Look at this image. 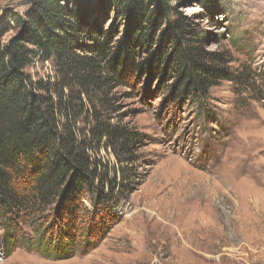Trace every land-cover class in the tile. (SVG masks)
Returning a JSON list of instances; mask_svg holds the SVG:
<instances>
[{"label": "rangeland", "instance_id": "1", "mask_svg": "<svg viewBox=\"0 0 264 264\" xmlns=\"http://www.w3.org/2000/svg\"><path fill=\"white\" fill-rule=\"evenodd\" d=\"M28 1L0 0L5 41L14 32L7 16L22 15ZM84 1L97 9L102 0ZM172 7L201 32V49L219 56L207 63L215 73L203 96L171 102L170 73L113 84L98 108L110 124L142 135L130 153L138 176L126 201L95 209L84 198L54 209L46 225L58 233L41 241L26 216L0 214V264H264V0H215L208 9L173 0ZM102 25L115 28V40L127 36L112 16ZM147 56L137 49L136 62ZM28 73L47 79L54 68L36 62ZM112 153L100 151L109 167L117 166ZM92 221L109 229L90 249L56 245Z\"/></svg>", "mask_w": 264, "mask_h": 264}, {"label": "trees", "instance_id": "2", "mask_svg": "<svg viewBox=\"0 0 264 264\" xmlns=\"http://www.w3.org/2000/svg\"><path fill=\"white\" fill-rule=\"evenodd\" d=\"M207 1L197 3L208 9L215 0ZM172 4L102 0L93 9L84 0H29L22 15L7 16L14 32L5 41L7 30H0V214L26 216L41 241L58 233L46 225L54 209L84 198L95 209L126 201L127 185L138 176L130 153L142 135L104 117L98 106H106L109 88L125 86L136 73H170L176 78L171 102L199 100L215 73L207 63L219 60L201 49V32ZM110 16L127 28L123 40H115L114 27L103 29ZM139 48L147 51L146 62H136ZM36 62L50 63L53 76L33 78L28 69ZM109 149L115 167L100 156ZM108 229L92 221L56 245L90 249Z\"/></svg>", "mask_w": 264, "mask_h": 264}, {"label": "bare ground", "instance_id": "3", "mask_svg": "<svg viewBox=\"0 0 264 264\" xmlns=\"http://www.w3.org/2000/svg\"><path fill=\"white\" fill-rule=\"evenodd\" d=\"M242 164H243V165L245 164L244 160L242 161Z\"/></svg>", "mask_w": 264, "mask_h": 264}]
</instances>
